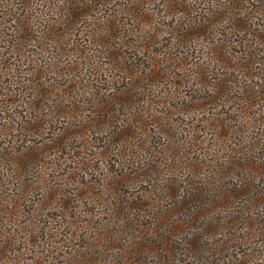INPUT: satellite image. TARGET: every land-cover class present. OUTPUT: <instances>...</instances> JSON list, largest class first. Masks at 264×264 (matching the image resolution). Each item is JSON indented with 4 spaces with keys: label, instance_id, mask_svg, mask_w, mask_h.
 I'll use <instances>...</instances> for the list:
<instances>
[{
    "label": "rangeland",
    "instance_id": "1",
    "mask_svg": "<svg viewBox=\"0 0 264 264\" xmlns=\"http://www.w3.org/2000/svg\"><path fill=\"white\" fill-rule=\"evenodd\" d=\"M121 1H96L100 3L97 12L91 7V15L82 25L78 18L76 27L67 18L68 0L59 4L55 22L51 21L58 38L51 39L47 50H39V62L35 61L38 67L44 66L43 92L33 90L36 82L27 81L35 76L31 73L38 68L36 64H27L23 55H13L17 46L0 40L5 55V63L0 61V179L5 177L0 181V243L16 247L14 256H21V264H28L32 253L58 242L83 241L82 235L92 228L90 222L111 221L107 212L118 197L128 196L131 201L153 194L170 177L179 181L183 196L195 188V182L215 175L209 165L234 155L232 149L246 146L247 141L244 155L253 153L249 147L257 143L258 112L263 109L257 108L258 96L264 100V30H257V7L264 13V2L214 0L215 10L223 11L214 18L215 10L202 14L209 9H200V0H150L152 3L144 4L143 12L150 15L145 20L129 16L127 9L120 11ZM227 1L240 8L237 15L222 8ZM4 2L0 0V5ZM179 5L185 7L181 8L184 14ZM229 15L235 20H229ZM61 20L64 26L59 27ZM126 23L152 31L148 49L140 52L134 47L145 33L132 34L128 30L132 25ZM3 26L0 36L8 40L11 32H5ZM90 28L96 29L95 40L90 38ZM106 28L112 29V36L107 37ZM242 28L250 31L239 32ZM83 30L85 35H80ZM100 35L105 40L99 38L98 45ZM188 35L193 41L190 47L184 43ZM17 71L18 92L7 76ZM90 71H99L98 76H91ZM76 83L83 98L73 102L64 89ZM203 83L209 87L208 94ZM204 97L207 99L201 100ZM219 117L236 128L225 138H220L221 129L213 125ZM196 119L201 122L195 123ZM194 124L200 131L195 132L198 140L206 142L210 151L201 172L186 166L196 164L193 154L182 157L179 153L183 142L188 147L193 144L187 130L194 131ZM150 151L159 157L150 159ZM136 159L141 160L140 165L133 162ZM146 165L147 171L153 167L160 172H135ZM244 167V172H238L240 179L264 180ZM256 167L257 163L249 168ZM236 178L231 176L227 199L213 210L224 213L227 222L236 212L257 213V203L248 200L257 192L248 194ZM260 227L264 229V222ZM58 229L76 235L53 239L52 231ZM234 229L225 227L222 237L227 238ZM253 243L257 244V238Z\"/></svg>",
    "mask_w": 264,
    "mask_h": 264
},
{
    "label": "trees",
    "instance_id": "2",
    "mask_svg": "<svg viewBox=\"0 0 264 264\" xmlns=\"http://www.w3.org/2000/svg\"><path fill=\"white\" fill-rule=\"evenodd\" d=\"M4 1L3 5H0V25L4 24V31H10L11 35L8 33L10 38L8 40H4L5 37L2 38L0 36V40L7 43L9 46L10 43H13V46H17V48H14L17 52L12 51L13 55H23L27 64L30 65L33 62L37 66L35 61L39 62L37 60L39 58L38 51L47 50L48 46H51V39L55 40L58 38L59 32L55 31V25L52 24L55 22L58 6L61 2L63 3L64 0ZM96 1L102 3L112 0H68L70 4L65 11L68 12L67 18L70 17L71 26L72 24L75 27L77 26L75 22L78 18H81L82 25V23H84L83 19L90 16L91 11L97 12V5L100 3ZM221 1L223 2L226 0ZM262 2H264V0H262ZM149 3H152V1L123 0L120 3L121 10H119L122 11V8L125 10L127 9L129 16H136L146 20L149 14L143 12L145 10L144 4ZM200 4L203 6V8L201 7L200 9H209L207 13H202L208 15L215 10L213 6L214 4L216 6L217 2H214V0H200ZM228 4L232 7H227ZM38 6L41 9L38 10ZM179 6V11L184 14L185 7ZM91 7H93V9ZM90 8L91 11H89ZM222 8L230 12L228 14L237 15L240 11L239 7L233 8L232 2L230 1L225 2ZM258 8L259 7H257V30H264V13L262 10H258ZM30 12L32 13L29 15ZM216 12L217 13L212 14L214 18L217 14L219 15L218 12L223 11L217 10ZM52 13L54 17L51 18ZM230 17L235 20V17L232 15H229V20H231ZM146 23H148V21H146ZM58 24L59 27L64 26L62 20L59 21ZM126 25L130 26L132 24L126 23ZM109 27H111V25ZM81 28L86 27L82 26ZM141 28L142 27L136 29L134 25H132V29L128 28L129 32H133L132 34L134 35L145 33L142 37L140 35L141 41H138L139 45L134 46L137 47L140 52L145 49L144 47L148 49L152 42V31ZM90 30L89 32L92 34L90 38L94 39L96 36V29L90 28ZM123 30H125V28H123ZM105 31L109 32L107 37L112 36V29L106 28ZM238 31L248 32L250 30L242 28ZM81 32L82 34L80 35H85L84 30ZM122 33L123 32H121V34ZM124 33H127V31H124ZM16 35L18 37L13 38L14 36L16 37ZM191 37V35L184 37V43L187 42L189 47L193 46L191 45L193 42ZM99 38L105 40L104 37L100 35L96 39L97 44ZM48 41L50 44H47ZM57 42L58 44L62 43V41L59 40ZM108 42L109 41H107V43ZM141 43H145V45H141ZM82 46L84 47L83 51H85L86 44ZM107 49L109 50L110 48L107 46ZM247 53L251 54L252 51ZM4 57L3 48L0 46V61H3V63H5ZM130 59L135 61L134 57H130ZM12 67L13 64L10 69H12ZM39 67L32 71L31 74L35 75L33 79H27V81L32 85L36 82V85H33L36 86L33 90H37L38 88L43 92L41 88L45 87L43 85L45 82L40 79H42L41 76L43 77L44 66L41 67V69H39ZM17 68L19 71V65L16 66V69ZM95 70L98 69L95 68ZM18 71L16 75L11 73L7 74V76L11 78L9 85L16 87L15 89L17 92L20 89V82L17 81L19 80L18 75L20 73ZM98 72L99 71L96 73L90 71V75L98 76ZM203 84V90L208 94L210 92L208 89L209 87L206 86L205 83ZM78 90L79 85L77 83L71 88L64 89L69 100L73 102H77L83 98V96L78 93ZM48 93H51V91ZM258 97L259 101H257V108L261 106L263 109L258 112V129L257 137H255L257 138V143H254L253 147H249V150L253 151V153L249 152L244 155V152H247L246 147L248 141L246 142V146L232 147L233 149L230 148L234 152V155L228 157L223 156L215 161L214 165H209L213 168L212 171H214L215 175H209L211 177H205L202 178L203 180L195 182V188L191 189L183 196L180 194L179 186L181 185L179 181L177 179H170V177L163 180L166 181L164 184L157 185H164V188H155L153 194L141 197L136 196V198L131 201H127L128 196L118 197L115 207L112 208L110 212H107L111 214V221L99 219L95 221L94 224L90 222L92 228L86 230V233L82 235L83 241L78 242V244H71L69 241H63V243L57 245L58 242L50 249L42 250L35 254L32 253V257H30V260L28 259V264H264V229L260 227L264 222V218L262 219V216L264 217V180L260 178L257 179L256 182V180L251 178L240 179V174H238V172H244L245 169H247L244 167V165H246L248 170L255 173V176L256 173L257 175L264 176V100L262 96ZM206 99L205 97L201 98V100ZM259 103H261V105ZM198 122H201V120L196 119L195 123ZM226 123H228V119H222L220 117L216 118L213 122V125L221 129L219 132L220 138H225L232 128L233 131L236 130L235 127ZM187 131L189 133V138L193 139V144H189V147L193 145V148H189L186 142H183L184 147L183 149L180 148L179 153L182 154V157L185 156L184 153H186V156L193 154L194 159H192V161L196 162V164L189 165L191 164L189 163L186 166L187 168L196 167L197 171L200 169L201 172V169L206 167V165H204V159L208 160L210 151L206 146V142H200L198 140L197 133L200 131L199 129L197 131L195 124L194 131L190 129ZM239 132L243 131L240 129ZM191 133H193V137ZM191 139H188V137L186 138V140ZM157 154L158 153L154 154V152L152 153V151H150V159L159 157ZM254 158H257V160H254ZM135 161H137L138 165L141 164V160H133V162ZM198 162H202V164ZM255 163H257V167L251 170L249 167L253 166ZM148 165L151 164L149 163ZM147 169L148 167L146 165L144 168H140V171L135 170V172H141L142 175L146 173L155 175L160 172V170H155L153 167H151L149 171H147ZM232 175L237 177L236 180L241 181L240 187L248 190V194L257 192L255 197L248 198V200H252L251 203H257V213L254 215L242 211L244 215H240L236 212L230 214L227 222V217L223 215L224 213L220 212L215 214L213 210L219 208L222 201L223 205L224 201L227 199L225 190L230 185L228 182L229 180L231 181ZM4 178L5 177L2 176L0 181H3ZM116 190L121 193L119 187H117ZM155 192L158 194H165L167 197L156 195ZM168 199H171V201ZM195 203L196 206L194 207L193 204ZM64 208L67 209V205H65ZM225 227H230L231 229L235 228L227 238L222 237V231ZM52 232L54 233L53 239H57L59 236L63 235L68 237L76 235V232L63 233L60 229ZM255 238H257V244L253 243ZM3 244V242L0 243L1 264H21V256L18 258L14 256L16 247L11 249ZM63 247L67 248L63 250ZM28 255L29 253L26 254V257ZM61 257H63V259Z\"/></svg>",
    "mask_w": 264,
    "mask_h": 264
}]
</instances>
